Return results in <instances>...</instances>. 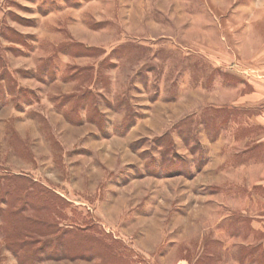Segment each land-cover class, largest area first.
I'll use <instances>...</instances> for the list:
<instances>
[{
    "label": "rangeland",
    "instance_id": "rangeland-1",
    "mask_svg": "<svg viewBox=\"0 0 264 264\" xmlns=\"http://www.w3.org/2000/svg\"><path fill=\"white\" fill-rule=\"evenodd\" d=\"M263 77L264 0H0V264H264Z\"/></svg>",
    "mask_w": 264,
    "mask_h": 264
},
{
    "label": "crops",
    "instance_id": "crops-1",
    "mask_svg": "<svg viewBox=\"0 0 264 264\" xmlns=\"http://www.w3.org/2000/svg\"><path fill=\"white\" fill-rule=\"evenodd\" d=\"M264 78V77H263ZM262 84H259V85H255V88L253 90V99L252 100H255L257 98H263L264 97V88L261 87ZM262 108V107H261ZM263 110V109H262ZM263 112V111H262ZM263 114V113H262ZM256 126H259L261 128H264V121L263 119L260 120V122H256L255 123Z\"/></svg>",
    "mask_w": 264,
    "mask_h": 264
}]
</instances>
